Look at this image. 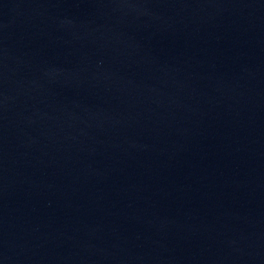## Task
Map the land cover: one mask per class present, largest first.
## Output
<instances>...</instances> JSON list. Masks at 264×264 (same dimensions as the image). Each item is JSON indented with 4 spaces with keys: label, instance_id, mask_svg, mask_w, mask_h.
<instances>
[{
    "label": "water",
    "instance_id": "water-1",
    "mask_svg": "<svg viewBox=\"0 0 264 264\" xmlns=\"http://www.w3.org/2000/svg\"><path fill=\"white\" fill-rule=\"evenodd\" d=\"M264 221V0H99Z\"/></svg>",
    "mask_w": 264,
    "mask_h": 264
}]
</instances>
